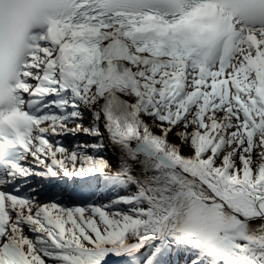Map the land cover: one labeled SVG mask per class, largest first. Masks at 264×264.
<instances>
[{"label": "snow or ice", "instance_id": "6c2138e0", "mask_svg": "<svg viewBox=\"0 0 264 264\" xmlns=\"http://www.w3.org/2000/svg\"><path fill=\"white\" fill-rule=\"evenodd\" d=\"M0 264H264V0H0Z\"/></svg>", "mask_w": 264, "mask_h": 264}]
</instances>
